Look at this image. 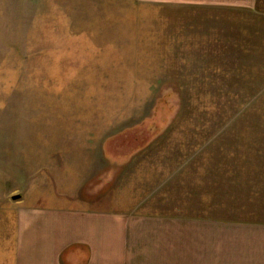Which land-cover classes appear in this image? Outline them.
Listing matches in <instances>:
<instances>
[{
	"label": "rangeland",
	"instance_id": "rangeland-1",
	"mask_svg": "<svg viewBox=\"0 0 264 264\" xmlns=\"http://www.w3.org/2000/svg\"><path fill=\"white\" fill-rule=\"evenodd\" d=\"M224 2L0 0V264H264L239 224L264 215V0ZM184 159L209 215L141 207L107 244L96 207Z\"/></svg>",
	"mask_w": 264,
	"mask_h": 264
},
{
	"label": "crops",
	"instance_id": "crops-1",
	"mask_svg": "<svg viewBox=\"0 0 264 264\" xmlns=\"http://www.w3.org/2000/svg\"><path fill=\"white\" fill-rule=\"evenodd\" d=\"M173 2H178L179 0H169ZM193 2V3H203V4H216V5H225V0H186V2ZM182 2V1H180ZM151 147L152 145H148ZM147 146V147H148ZM143 149V148H142ZM141 151V150H139ZM136 151V153L126 154L123 157L127 159L125 161V166L121 169H127L130 166L131 161L135 156H139L142 154L141 152ZM144 155V154H143ZM141 155V156H143ZM236 158V157H235ZM110 159V157H109ZM160 159V158H159ZM162 160V159H160ZM136 166V163H131V165ZM189 161L187 159H184L182 164L176 168L173 171H170L169 165L165 168L163 167L162 163H160L159 168L157 169L158 172H161L158 175L160 176V179L156 182L158 183L162 182L155 190L149 189V191L146 189L147 196L146 200L142 203H136L138 200L136 198H128L127 196L122 198L121 201L124 202V204H120L117 206L115 205V200H109V209L105 212H102V209L100 207H96L97 209H100L99 212H94V216L92 218L95 219H105V222L111 223L115 222L118 225V230L112 229V232H109V230H106V232L103 233L102 237H105L107 244H109V240H113L114 243L117 245H122V227L120 225V220L116 221L115 218L118 217L119 214H122L121 217L124 218H130L132 217L129 215L131 212H133L135 209H140L141 207H152L150 210L151 217L155 218H164V219H170L172 222H174L175 225H181L184 222H190V225H193L197 222H194V220L191 218L190 214L196 213L198 210H202L204 212L205 209H207L206 216L209 215V208L211 207V200L217 201L220 197H222V191H211L210 189H198L193 190L191 187L194 188L193 181L189 179L188 176L184 175L187 172V168ZM169 168V169H168ZM125 169V170H126ZM178 169V170H177ZM125 170L120 175V179L111 181V184L109 185V189H115V195L117 194V191L124 190L128 192L127 187L122 188L121 186L124 185L126 182V178L123 180V176L125 174ZM155 169L153 168V171ZM167 172H170V174H166ZM174 174L172 177L169 175ZM165 175V178L161 180V177ZM183 176L184 180H183ZM142 181L144 184L147 183L146 176L143 175ZM154 183H151V186ZM166 184V187L162 189V186ZM152 190V191H151ZM91 193L89 192V195ZM257 196V195H256ZM91 198V196H90ZM157 198V199H155ZM197 202H201V204H195ZM216 205V203H213V206ZM217 207L220 205L217 204ZM105 208V207H102ZM115 210V212H114ZM191 216V217H184V216ZM263 219V220H258ZM203 219L199 221L202 226L209 225L208 228H210V221L207 219L206 222L208 224L203 223ZM225 221H219L216 223L223 224ZM239 222V221H238ZM241 223H246V225H250V231H251V240H256L257 248H259L258 253L260 256L264 257V215H260V217L257 216V220L250 219L249 222L241 221ZM194 226V225H193ZM111 226H109L110 228ZM174 234H176V230H173ZM127 233V232H126ZM174 237H177L176 235ZM205 238H209L210 234L208 236H204ZM124 240L129 239L131 237L124 235ZM257 256V255H256Z\"/></svg>",
	"mask_w": 264,
	"mask_h": 264
},
{
	"label": "water",
	"instance_id": "water-1",
	"mask_svg": "<svg viewBox=\"0 0 264 264\" xmlns=\"http://www.w3.org/2000/svg\"><path fill=\"white\" fill-rule=\"evenodd\" d=\"M18 198H19V196H17V195H16V196H12V199H13V200H16V199H18Z\"/></svg>",
	"mask_w": 264,
	"mask_h": 264
}]
</instances>
